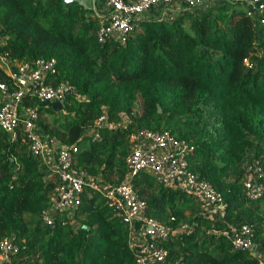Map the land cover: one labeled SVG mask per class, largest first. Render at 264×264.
<instances>
[{
    "label": "trees",
    "instance_id": "trees-1",
    "mask_svg": "<svg viewBox=\"0 0 264 264\" xmlns=\"http://www.w3.org/2000/svg\"><path fill=\"white\" fill-rule=\"evenodd\" d=\"M92 11L78 0H0V49L18 61L56 58L58 73L47 81L68 80L76 91L63 104L25 95L39 111L40 133L49 145H76L73 167L84 175L116 184L128 175L130 134L170 130L194 147L190 168L229 208L212 221L194 194L137 173L148 216L174 225L199 221L167 241L169 264H264V195L248 200L243 184L247 161L264 166V14L227 1L173 19L149 16L122 44L98 40ZM0 81L14 88L1 67ZM103 114L111 125L96 124ZM24 135L12 140L0 127V240L19 244L13 264H136L129 226L103 190L87 188L74 214L44 222L58 179ZM244 223L254 227L257 254L234 249L228 236Z\"/></svg>",
    "mask_w": 264,
    "mask_h": 264
},
{
    "label": "built area",
    "instance_id": "built-area-1",
    "mask_svg": "<svg viewBox=\"0 0 264 264\" xmlns=\"http://www.w3.org/2000/svg\"><path fill=\"white\" fill-rule=\"evenodd\" d=\"M227 1L258 7L264 14V0H102L91 15L98 21L96 34L100 42L113 40L125 44L149 16L168 18L181 9L205 8ZM262 22L264 23V17ZM4 42V38L0 36V46ZM245 61L248 62V59ZM0 67L9 75L14 85L13 88L10 83L0 81V127L11 134L12 140L20 138L21 132H24L22 138L28 141L31 151L43 158L58 179L49 196V206L42 214L46 224L54 225V215L58 213L74 214L80 207L82 195L87 188L103 190L115 214L129 226V246L136 255V264H169L167 241L171 237L195 231L199 221H182L174 225L148 216L147 200L138 194L134 183V176L142 171L151 173L167 185L197 196L203 202L201 213L212 221L226 216L229 203L223 194L190 168L188 155L194 147L177 138L170 130L144 127L130 134L131 151L126 157L128 175L124 181L111 184L103 179L84 175L81 170L73 167L74 153L78 147L59 143L49 145L38 127L37 107L27 106L25 103L26 94L35 96L40 105L63 104L69 94H76L68 80L58 84L47 81L48 77L58 73L57 59L41 57L34 61H18L11 57L9 51L0 49ZM108 119V115L103 114L96 124L111 125ZM90 134L94 135L95 140L100 138L98 132L92 131ZM263 178L264 166L261 159L247 161L243 184L248 200L264 195ZM171 221L175 222L176 217L172 216ZM253 232L254 227L250 223L227 231L234 249L250 251L255 243ZM19 249V244L13 238H2L0 263L13 264V257Z\"/></svg>",
    "mask_w": 264,
    "mask_h": 264
},
{
    "label": "crops",
    "instance_id": "crops-1",
    "mask_svg": "<svg viewBox=\"0 0 264 264\" xmlns=\"http://www.w3.org/2000/svg\"><path fill=\"white\" fill-rule=\"evenodd\" d=\"M81 2L84 6H86L89 9H94L95 7L98 6L99 3L102 2V0H78ZM56 104V103H53Z\"/></svg>",
    "mask_w": 264,
    "mask_h": 264
},
{
    "label": "water",
    "instance_id": "water-1",
    "mask_svg": "<svg viewBox=\"0 0 264 264\" xmlns=\"http://www.w3.org/2000/svg\"><path fill=\"white\" fill-rule=\"evenodd\" d=\"M158 111L162 112V108H161V106L159 104H158ZM251 252L253 254H257L258 253V244L256 242L254 243V245H253V247L251 249Z\"/></svg>",
    "mask_w": 264,
    "mask_h": 264
},
{
    "label": "rangeland",
    "instance_id": "rangeland-1",
    "mask_svg": "<svg viewBox=\"0 0 264 264\" xmlns=\"http://www.w3.org/2000/svg\"><path fill=\"white\" fill-rule=\"evenodd\" d=\"M182 8H185V6L184 7H182ZM200 8H203V7H200ZM177 10V9H176ZM185 10H179V12H176L175 14H172V15H170L169 17H168V19L169 18H171V19H173L172 17H174L175 15H178V14H180V13H183ZM46 115V114H45ZM47 117H49L48 115H46Z\"/></svg>",
    "mask_w": 264,
    "mask_h": 264
}]
</instances>
